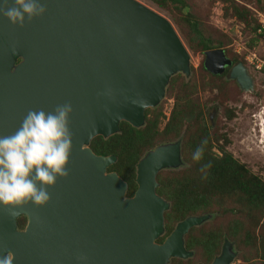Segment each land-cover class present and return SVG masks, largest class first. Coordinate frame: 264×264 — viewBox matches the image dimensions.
I'll return each instance as SVG.
<instances>
[{
  "label": "water",
  "instance_id": "1",
  "mask_svg": "<svg viewBox=\"0 0 264 264\" xmlns=\"http://www.w3.org/2000/svg\"><path fill=\"white\" fill-rule=\"evenodd\" d=\"M39 2L45 13L26 17L23 27L0 15V136L14 133L29 110L51 112L70 102L69 176L49 189L43 207L28 204L14 217L0 207V257L11 256L12 264H167L190 255L183 235L202 217H185L156 241L169 206L155 192L156 174L181 165L179 141L144 153L131 197H124L121 176L107 170L115 155L89 146L95 136L119 132L121 121L144 125L145 109L163 97L170 76L189 72L181 39L164 16L137 0ZM203 66L211 74L230 66L229 78L243 89L252 85L243 63H232L222 48L204 51ZM19 215L27 218L22 230ZM233 258L225 241L209 264Z\"/></svg>",
  "mask_w": 264,
  "mask_h": 264
},
{
  "label": "rangeland",
  "instance_id": "2",
  "mask_svg": "<svg viewBox=\"0 0 264 264\" xmlns=\"http://www.w3.org/2000/svg\"><path fill=\"white\" fill-rule=\"evenodd\" d=\"M137 1L171 23L189 54V72H177L170 76L163 97L154 106L145 109V123L136 127H144L146 119L155 118L157 121L158 139L146 151L159 144L180 143L181 165L162 168L156 176H163L181 166L191 168L192 163L198 164L192 158L186 159L183 145L188 130L199 127V133L206 131L211 144L209 152L212 154L208 155L223 158L229 153L245 165L240 169L241 177L251 174L264 181V35L254 30L257 23L264 24V0ZM193 24L209 44L208 49L222 48L233 63H243L251 78V87L243 89L235 79L229 78L226 75L229 67L223 74L214 75L203 68L204 51L208 49H202ZM172 79L175 85L171 87ZM181 84L183 89L178 93ZM177 95L182 96L180 100ZM177 103L180 107L187 105L190 122L183 120L178 133L165 130L163 133ZM190 109L194 112L190 113ZM196 113L200 122H192ZM202 193L209 196L206 190ZM246 198L242 193L231 191L226 196L213 197L214 203L219 200V206H210L207 211L197 209L196 213L187 215L203 218L183 235V244L190 255L171 257L167 264H209L220 254L225 241L234 253L231 264H263L257 258L252 243L247 240L254 235H264V205L253 209ZM165 201L169 206L164 211L162 239L180 221L172 215L165 217V212L171 207V203L167 199ZM26 222V216L19 215L17 229L22 230ZM210 244L214 254L208 260L207 246Z\"/></svg>",
  "mask_w": 264,
  "mask_h": 264
},
{
  "label": "trees",
  "instance_id": "3",
  "mask_svg": "<svg viewBox=\"0 0 264 264\" xmlns=\"http://www.w3.org/2000/svg\"><path fill=\"white\" fill-rule=\"evenodd\" d=\"M192 28L199 39L202 49H208L210 46L205 42L196 25L193 24ZM254 30L259 35H264V24L257 23ZM174 85V79H172L171 87ZM182 89L181 84L178 93H181ZM177 96L176 98L178 100L182 97ZM175 105L178 108H174L172 119L166 124L163 133L164 130L178 133L183 120H187L188 123L190 122L188 110H186L187 105L182 107L178 103ZM193 112L190 109V113ZM198 120L200 122V117L196 113L193 116L192 122ZM119 128L120 131L118 133L110 135L107 139H104L100 135L95 136L89 146L96 154L115 155L116 161L107 170L116 171L129 184L130 189L128 193L131 194L136 187L134 182L136 163L143 156L144 152L157 141L159 130L155 118L146 119L145 126L141 128H135L129 123L121 121ZM198 129L199 127L195 130H188L183 145V153L187 156L186 159L188 158L189 160L191 158L193 159L197 148H203L202 159L198 161L195 159L192 160L198 162V164L192 163L191 168L186 167L179 171H170L163 176L158 175L156 178L160 183V186L157 188L158 193L171 200V207L165 212V217L172 215L179 221L189 214L196 213L197 209H206L207 211L210 206H219L221 204L219 200L214 203L215 201L213 202L212 200L213 197L217 196L218 198V195L226 196L231 191L246 195L248 198H246L248 200L247 203L253 209L264 205V181L259 180L251 174H249L250 177L246 175L241 177L240 169L245 168V165L234 159L229 153L223 158H215L214 156L208 155L212 154L209 152L211 144L208 136L205 135L206 131L199 133ZM204 190L209 193L208 197H206L207 194L202 193ZM162 238L163 236L157 239V241L161 242L163 240ZM247 241L252 243L255 253L258 256L257 258L264 264V235H254L249 237ZM211 245L207 246L208 260L214 254V248Z\"/></svg>",
  "mask_w": 264,
  "mask_h": 264
},
{
  "label": "clouds",
  "instance_id": "4",
  "mask_svg": "<svg viewBox=\"0 0 264 264\" xmlns=\"http://www.w3.org/2000/svg\"><path fill=\"white\" fill-rule=\"evenodd\" d=\"M45 11L39 0H13L10 7L8 0H4V5L0 6V15L21 27L26 17L31 22ZM145 104L146 101H142L138 106ZM72 112L70 102L57 105L51 112L29 110L14 133L0 136V207L10 217L28 204L47 205L51 199L49 189L58 179L69 176ZM202 157L203 148H197L193 159L198 161ZM0 264H12V257H0Z\"/></svg>",
  "mask_w": 264,
  "mask_h": 264
},
{
  "label": "flooded vegetation",
  "instance_id": "5",
  "mask_svg": "<svg viewBox=\"0 0 264 264\" xmlns=\"http://www.w3.org/2000/svg\"><path fill=\"white\" fill-rule=\"evenodd\" d=\"M229 68H230V66H229ZM225 71H226V68H225ZM181 169H183L184 167H180ZM180 168H178V169H174L173 171H178ZM135 170H136V168H135ZM136 175V174H135ZM157 177V176H156ZM157 180V179H156ZM126 182V181H125ZM134 182H135V177H134ZM157 186H156V188H155V192H156V194L158 195V196H160V197H162L163 199L165 198V199H167V197H165V196H163L162 194H160V193H158V191H157V188L160 186V183H159V181H157ZM135 188L133 189V191H132V193L131 194H129L128 192H129V189H130V187H129V184L126 182V189H125V193H124V197H131L133 194H134V191L136 190V188H137V184H136V182H135ZM164 199V200H165ZM170 203H171V200H169V199H167ZM199 264V263H198ZM203 264H208V263H203Z\"/></svg>",
  "mask_w": 264,
  "mask_h": 264
}]
</instances>
